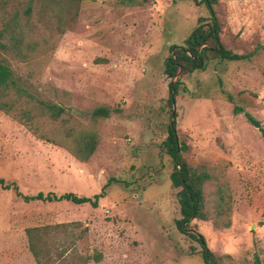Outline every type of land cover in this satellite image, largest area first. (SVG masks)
<instances>
[{"label": "rangeland", "instance_id": "obj_1", "mask_svg": "<svg viewBox=\"0 0 264 264\" xmlns=\"http://www.w3.org/2000/svg\"><path fill=\"white\" fill-rule=\"evenodd\" d=\"M213 10L222 45L246 57L209 55L204 69L178 71L182 156L210 176L205 219L191 225L218 264H264V139L245 116L264 128V0H217ZM208 14L195 0L0 4V30L17 24L0 36V60L25 90L14 110H0V179L23 195L93 197L105 186L93 206L25 201L0 184V264H38L26 234L33 227L43 264H205L200 244L175 224L178 188L162 141L171 109L165 59ZM35 99L62 105L66 120L40 116ZM99 106L113 110L93 116ZM83 132L99 137L87 160L73 153Z\"/></svg>", "mask_w": 264, "mask_h": 264}, {"label": "trees", "instance_id": "obj_2", "mask_svg": "<svg viewBox=\"0 0 264 264\" xmlns=\"http://www.w3.org/2000/svg\"><path fill=\"white\" fill-rule=\"evenodd\" d=\"M5 0H0V4H4ZM48 1H63L77 2L79 0H48ZM199 4H204L208 10L207 17H200L199 24L194 27L190 34L186 37L184 45L170 47V53L164 62V72L169 82V98L170 105L169 121L166 124V137L162 141V146L165 152L172 158L173 170L169 174V179L173 187L178 188L176 192L177 201L179 204V212L181 218L175 220L177 228L189 235L193 240L197 241L201 247V254L205 264H218L216 257L208 248L204 236L192 229L193 219H205L204 214V197L203 184L209 179V174L205 170L197 169L191 166L182 156V151L186 149V145L179 141L176 130V112L172 109L173 102L175 103V95L178 93V87L181 83L178 78V71L181 73L193 72L197 69H204L206 59L211 56L219 57L225 60H239L246 57L244 54H237L226 49L219 38V25L213 10V5L217 0H195ZM29 11V7L26 9ZM61 28H63V15L58 14ZM204 20V22H202ZM207 21V22H206ZM17 27L13 19L4 22L3 28L0 30V36L8 29L12 32ZM175 47L174 51L171 49ZM25 93V90L19 85L18 80L14 77L10 66L0 60V110L9 113L14 110L17 100ZM11 94H16L17 99H12ZM40 116H47L51 120L65 119L63 114L68 113L67 109L57 103L46 101L43 99H35V105ZM113 109L106 106H99L92 110V115L96 117H107ZM19 117L25 123H29L33 119L30 109L22 108L19 111ZM247 120L260 130L261 136L264 139V128L260 122L255 119L249 112H245ZM66 120V119H65ZM99 137L95 132H83L76 140V149L73 153L81 160H87L94 152L98 144ZM0 184L4 189L13 187L18 196H21L25 201H71L73 203H90L97 206L99 197L104 194V187L101 192L93 197L78 196L73 192H65L60 195L54 192H38L33 195H23L18 191L15 184H5L3 179H0ZM189 229V230H186ZM38 230L37 227L28 228L26 234L28 236L29 249L38 264H43L40 260L39 252L36 247V242L33 231ZM254 264H258L256 261Z\"/></svg>", "mask_w": 264, "mask_h": 264}, {"label": "water", "instance_id": "obj_3", "mask_svg": "<svg viewBox=\"0 0 264 264\" xmlns=\"http://www.w3.org/2000/svg\"><path fill=\"white\" fill-rule=\"evenodd\" d=\"M173 107H174V102H173Z\"/></svg>", "mask_w": 264, "mask_h": 264}]
</instances>
